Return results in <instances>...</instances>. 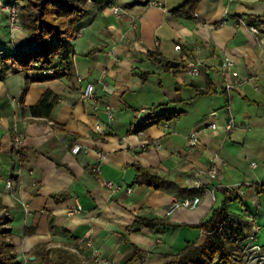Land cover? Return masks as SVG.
I'll return each mask as SVG.
<instances>
[{
	"label": "crops",
	"instance_id": "obj_1",
	"mask_svg": "<svg viewBox=\"0 0 264 264\" xmlns=\"http://www.w3.org/2000/svg\"><path fill=\"white\" fill-rule=\"evenodd\" d=\"M150 1L91 3L77 23L78 35L67 40L76 62L73 76L46 77L17 58H0V204L11 218L22 264L37 259L40 243L68 250L84 264H128L136 247L142 256L132 264H165L188 242L205 240L194 225L226 198L248 237L247 263L264 257V194L255 186L264 181V0H200L190 16L175 12L187 0H158L159 6ZM8 23L7 12L0 11V51L13 56L40 48L26 29L12 39ZM228 56L245 80L232 91L223 86ZM190 60L203 61L207 74L188 73ZM88 82L96 85L92 100L83 96ZM47 91L59 95L53 113L33 116L31 107ZM173 112L178 114L165 118ZM231 116L240 126L226 132ZM212 117L217 128L202 125ZM192 133L198 141L192 142ZM76 144L81 149L73 152ZM216 159L223 161L222 175L211 178L207 170ZM136 163L196 192L135 183ZM199 170L204 191L191 186ZM57 193L64 196L56 200ZM194 195L202 197L195 209L166 212ZM136 216L183 225L134 226ZM51 219L58 229H51Z\"/></svg>",
	"mask_w": 264,
	"mask_h": 264
},
{
	"label": "trees",
	"instance_id": "obj_2",
	"mask_svg": "<svg viewBox=\"0 0 264 264\" xmlns=\"http://www.w3.org/2000/svg\"><path fill=\"white\" fill-rule=\"evenodd\" d=\"M97 0H17L19 2V17L24 29L28 31L29 40L38 41L40 48L37 51L13 56L2 53V61L17 58L27 69H38L42 73L45 69L56 68L55 74L46 77L65 76L75 74L74 51L67 40L78 35L77 23L83 19L89 11L91 3ZM12 2V1H11ZM8 2V3H11ZM200 0H187L185 4L175 10L180 15H191ZM107 4H115L114 0H107ZM154 52H150L153 55ZM155 61L164 59L156 56ZM168 64L174 65L168 61ZM44 74V73H43ZM211 83V82H210ZM210 92L208 90L203 93ZM59 101V95L53 91H47L40 100L31 107L32 115L37 117H50ZM178 113L173 112L165 118L171 119ZM26 149H22L21 159ZM135 183L146 184L156 189L181 194H193L196 192L184 186L181 180L172 179L160 174L155 169L135 164ZM256 190L264 194V181L257 183ZM229 191V189L225 188ZM56 200L61 199L64 193L53 195ZM230 198H226L220 207L213 209L211 215L202 220L198 225L205 231V240L197 244L188 242L187 245L176 254L175 259L165 264H247V240L248 237L241 224L231 216L229 207ZM11 218L0 204V264H22L17 257L15 245L11 239ZM132 225H146L150 228L158 226L179 227L182 223L172 222L168 218L148 216H136ZM52 230L58 229L54 219L50 220ZM29 231V230H28ZM34 253L37 259L31 260L30 264H84L76 255L63 248H47V243L38 244ZM142 252L136 247V253L128 264H132L141 258ZM39 259V261H38Z\"/></svg>",
	"mask_w": 264,
	"mask_h": 264
},
{
	"label": "built area",
	"instance_id": "obj_3",
	"mask_svg": "<svg viewBox=\"0 0 264 264\" xmlns=\"http://www.w3.org/2000/svg\"><path fill=\"white\" fill-rule=\"evenodd\" d=\"M150 3L152 5H162V3L158 0H151ZM9 6V16H10V26H11V31L15 32L16 30H18L19 28H22V23L20 22V17H19V3L17 1H12L11 3H8ZM113 11L114 13L121 15V8L117 5H112ZM252 29L255 32H258V29L256 27H252ZM176 48L179 50L181 48L180 45L176 46ZM2 56V53L0 52V58ZM75 62V60H74ZM186 69L188 71V73L190 72V74L192 75H197V76H205L208 72V69L204 66L203 61H196V60H190L187 65H186ZM57 71L56 68H48L45 69L43 71L44 74L47 75H53L55 74ZM222 73L223 75H225V81H224V88L227 91H232L235 88L241 86L242 84L245 83L244 78L240 75V72L237 69H234V60L232 57L228 56L225 57L223 63H222ZM78 79L83 80L85 79V76L82 74H77ZM96 93V85L93 82H88L86 84V87L84 89V99L85 100H92L94 99ZM210 126L212 128H217V122L215 121L214 117H212L211 119H206L202 125H206ZM240 126V123L238 122V120L234 117L231 116L227 123L225 124V131L226 132H232L234 130H236L238 127ZM192 142H196L198 141V136L197 133H192L191 134V138ZM16 142L19 144L21 143V137H16ZM153 145L155 147H161L162 144L159 143L158 141H154ZM81 149V145L76 144L73 147V152H78ZM223 164L222 159H216L214 165L209 168L207 170V173L209 174V176L211 178H219L222 174L220 173V166ZM253 164H256V162H253ZM203 170H199L196 173V179L194 180L193 184H191L192 187H196L198 189H200L201 191L205 190L203 183L200 179L201 174L203 173ZM104 185H106L109 188L112 189H116V185H114L115 183L111 180H103ZM12 182L11 180L8 181V186L11 187ZM131 190V189H129ZM202 201V197L200 195H194V196H189V197H184L183 199L177 200L175 201L171 207L166 211L168 212V214H171L172 212H174L176 209L181 207H185V208H194L197 207ZM82 207L79 206L75 211L80 210ZM201 231L203 233H205V231L203 229H201ZM261 248L258 247V250H260ZM96 259L100 260L99 254H96ZM103 261H105L108 264H119L116 261H110L107 259H102ZM256 264H264V257H260L258 258L256 261ZM248 264V263H247Z\"/></svg>",
	"mask_w": 264,
	"mask_h": 264
},
{
	"label": "rangeland",
	"instance_id": "obj_4",
	"mask_svg": "<svg viewBox=\"0 0 264 264\" xmlns=\"http://www.w3.org/2000/svg\"><path fill=\"white\" fill-rule=\"evenodd\" d=\"M11 1H17V0H11ZM19 3V2H18ZM20 7V6H19ZM2 10H4V11H6L7 12V16H8V20H9V23H10V16H9V6H8V2H5L4 0H0V11H2ZM8 23V24H9ZM9 26H10V24H9ZM10 28H11V26H10ZM23 26H22V28H19L18 30H16L15 32H12L11 31V29H10V34H11V38L12 39H18V37L21 35V33H22V31H23Z\"/></svg>",
	"mask_w": 264,
	"mask_h": 264
},
{
	"label": "water",
	"instance_id": "obj_5",
	"mask_svg": "<svg viewBox=\"0 0 264 264\" xmlns=\"http://www.w3.org/2000/svg\"><path fill=\"white\" fill-rule=\"evenodd\" d=\"M34 258V257H33Z\"/></svg>",
	"mask_w": 264,
	"mask_h": 264
}]
</instances>
